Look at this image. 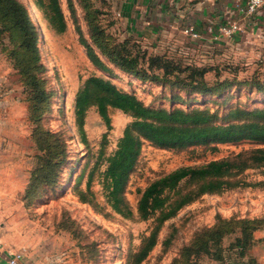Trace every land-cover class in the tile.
<instances>
[{
	"label": "rangeland",
	"instance_id": "obj_1",
	"mask_svg": "<svg viewBox=\"0 0 264 264\" xmlns=\"http://www.w3.org/2000/svg\"><path fill=\"white\" fill-rule=\"evenodd\" d=\"M19 1L37 32V58L20 47V31L0 15V95L7 94L11 103L1 108L10 111L3 127L5 137L15 140L7 155L22 156L24 175L41 153L40 144L51 152L50 165L41 168L42 176L35 177L27 198L23 199L26 188L17 194L14 221L4 216L13 227L10 239L22 243L18 250L26 254L25 264H136L137 254L154 232V245L137 264H224L235 259L257 264L252 252L264 247V142L164 148L142 138L118 210L104 192V171L107 157L133 117L109 107L107 127L92 105L85 111L81 136L74 101L84 82L94 76L135 95L148 107L201 110L211 114V122L217 125L259 120L249 113L264 109V30L255 36L238 34L236 45L224 43L213 49L176 39L156 50L136 41L145 52L137 72L113 60L114 44L131 40L118 29L117 0H58L63 31L34 0ZM82 40L107 70L92 63ZM12 55L22 68L14 64ZM152 55L168 61L167 77L153 78L163 72L152 64ZM177 66L185 71L173 72ZM194 69L203 71L204 88L189 82ZM31 76L43 90L39 99L34 98ZM210 161L229 165L220 176L184 178L164 191V212L186 201L170 217L161 220L162 209L147 217L137 211L140 195L152 181L175 169L199 168ZM218 181L219 189L201 193L209 182ZM243 235L248 242L240 247L237 240Z\"/></svg>",
	"mask_w": 264,
	"mask_h": 264
},
{
	"label": "trees",
	"instance_id": "obj_2",
	"mask_svg": "<svg viewBox=\"0 0 264 264\" xmlns=\"http://www.w3.org/2000/svg\"><path fill=\"white\" fill-rule=\"evenodd\" d=\"M58 3V0H47L46 5L43 0H34V4L37 7L43 10L45 8L46 12L50 16L52 15L51 19L53 22H58L57 29L63 31L65 23L62 19ZM0 15L8 17L11 26L20 31V47L24 51L34 54L37 58L38 36L26 6L19 0H0ZM99 31L100 34L103 33L101 27H99ZM82 42L85 44L83 40ZM85 47L92 63L102 70H107V67L100 61L93 48L88 44H85ZM111 52L113 60L119 67L139 72L141 63L144 61L145 52L136 41L124 39L117 42L111 48ZM12 56L14 61H17L14 64H18L19 61L16 60V56ZM149 59L152 61V64L155 62L156 67L162 69L163 72L161 75H154L153 78L163 79L165 76L167 77L169 72L166 63L168 61L163 57L153 55L149 56ZM19 66L22 68L21 65ZM173 68L175 69L173 72L176 73L185 71V68L180 66ZM190 76V83L193 82L195 85H198L196 87L198 89L199 87L204 88L203 71L194 69L189 74ZM31 80L34 82L36 88V91H33L34 98L39 99L38 97L43 95V90L38 87L35 77L31 76ZM92 105L96 106L99 115L107 127L110 126L109 107L120 109L133 117V121L124 128L122 136L118 139L115 150L107 157V165L104 171V192L106 193L107 200L118 210H120L118 203L122 201L121 194L128 180L129 173L134 168L140 153L142 138L158 147L164 148L202 145L212 142L234 143L241 140L264 142V109L253 110L249 113L259 118V120L217 125L211 122V114L201 110L192 112H185L180 109L168 111L166 109L145 106L135 95L118 89L110 81L94 76L84 82L75 96V114L81 136H83L82 121L85 111ZM39 150L41 153L35 156L37 159L28 171L23 199L27 198V193L35 177L37 180V177L42 176L39 174L41 168L44 165H50L48 161L50 160L49 155L51 152L49 153L41 144ZM227 165H229L227 162L210 161L203 167H182L167 173L152 181L144 188L137 204V211L142 217H147L152 211L162 209L161 220H165L186 202L185 200H181L173 208L164 212L163 208L167 201L163 195L165 190L174 189L184 178L202 179L209 176H220L225 172L224 169ZM45 178L47 179V177ZM221 185V181L215 184L209 182L203 187L201 193L206 191L213 192L219 189ZM154 234L155 232L150 235L147 243L137 254L135 259L136 264L145 258L148 251L154 245ZM247 242L248 239L245 235H243L242 239L237 240L240 247L246 245ZM203 248L205 249L206 245ZM204 251H208V249ZM187 264L193 263L189 262Z\"/></svg>",
	"mask_w": 264,
	"mask_h": 264
},
{
	"label": "crops",
	"instance_id": "obj_3",
	"mask_svg": "<svg viewBox=\"0 0 264 264\" xmlns=\"http://www.w3.org/2000/svg\"><path fill=\"white\" fill-rule=\"evenodd\" d=\"M264 8V7H263ZM115 15L119 30L123 38L139 41L145 48L181 41H196L212 49L224 43L236 45L238 34L255 36L261 29L264 30V9L253 15L242 17L234 7L233 0H117ZM229 18L240 21L241 30L231 38L222 37L219 27ZM192 27L199 35L192 39L184 33V29ZM244 36V35H243ZM231 44V45H232ZM151 46V47H150ZM7 93V92H6ZM10 98L7 94L0 95V264H7L9 253L18 250L21 241H12L10 234L13 227H9L4 220L7 215L10 222L13 203L19 192L24 190L28 171L24 175L21 167L22 156L19 153L9 157L8 148L15 140L5 137V120L10 117V111L4 112L1 108H9ZM18 147L17 143L13 148ZM6 148V149H5ZM11 148V147H10ZM22 204V203H21ZM22 205L16 204L17 210ZM9 227V228H8ZM18 228V227H16ZM18 232V229H16ZM259 234V233H258ZM263 234V232H260ZM15 244V245H14ZM257 264H264V247H256L252 252ZM26 254L18 264H25ZM221 264V263H218ZM224 264H244L239 259L228 260Z\"/></svg>",
	"mask_w": 264,
	"mask_h": 264
},
{
	"label": "built area",
	"instance_id": "obj_4",
	"mask_svg": "<svg viewBox=\"0 0 264 264\" xmlns=\"http://www.w3.org/2000/svg\"><path fill=\"white\" fill-rule=\"evenodd\" d=\"M235 10L247 17L256 13L264 4V0H233ZM241 30L240 21L236 18H229L219 27V33L222 37L231 38ZM184 33L192 39L199 37L198 33L192 28L187 27ZM24 256L23 250H14L9 253L7 264H18Z\"/></svg>",
	"mask_w": 264,
	"mask_h": 264
}]
</instances>
